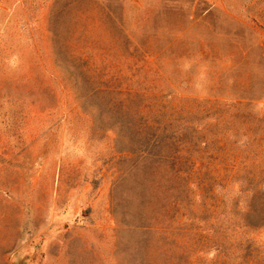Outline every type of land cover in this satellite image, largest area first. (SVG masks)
<instances>
[{
    "label": "rangeland",
    "instance_id": "1",
    "mask_svg": "<svg viewBox=\"0 0 264 264\" xmlns=\"http://www.w3.org/2000/svg\"><path fill=\"white\" fill-rule=\"evenodd\" d=\"M215 260L264 264V0H0V264Z\"/></svg>",
    "mask_w": 264,
    "mask_h": 264
},
{
    "label": "trees",
    "instance_id": "2",
    "mask_svg": "<svg viewBox=\"0 0 264 264\" xmlns=\"http://www.w3.org/2000/svg\"><path fill=\"white\" fill-rule=\"evenodd\" d=\"M193 167L194 166H192V168ZM185 182L186 181L178 173H174V174L171 173V175L169 176V189H170L172 200H175V199L178 200V198H180V196H181L180 194L183 192V190L190 191L195 195V183L190 182L189 185H186ZM196 196H198V194ZM194 199L195 198L193 197V200ZM247 210H248L247 212L251 215L255 216L257 214V212L254 211L250 207H248ZM246 216H249V215L247 214ZM206 233H208V232L206 231ZM210 238H211V236H210V234H208L207 239L209 240ZM210 243L211 242H209V244ZM207 251H211L212 253H214L213 248H209L205 252H207ZM205 252L203 251V253H205ZM201 254H202V252H201ZM219 261L220 262H217V260H215V261L209 262L207 264H243L242 262L238 263L235 260H232L231 263L228 260H226V261L219 260ZM190 264H192V263L190 262ZM244 264H246V263H244Z\"/></svg>",
    "mask_w": 264,
    "mask_h": 264
}]
</instances>
